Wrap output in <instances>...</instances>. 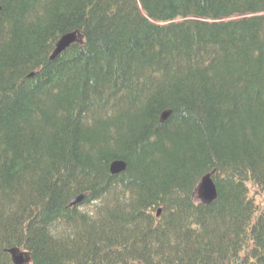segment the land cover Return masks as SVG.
Listing matches in <instances>:
<instances>
[{
  "label": "trees",
  "instance_id": "obj_1",
  "mask_svg": "<svg viewBox=\"0 0 264 264\" xmlns=\"http://www.w3.org/2000/svg\"><path fill=\"white\" fill-rule=\"evenodd\" d=\"M140 3L0 0V264H264V0Z\"/></svg>",
  "mask_w": 264,
  "mask_h": 264
},
{
  "label": "water",
  "instance_id": "obj_2",
  "mask_svg": "<svg viewBox=\"0 0 264 264\" xmlns=\"http://www.w3.org/2000/svg\"><path fill=\"white\" fill-rule=\"evenodd\" d=\"M81 37L76 32L64 34L56 43L51 58L58 56L61 52L67 49L72 43L80 41ZM170 114V110L163 113L162 119L164 120ZM127 163L123 160H115L111 163V171L118 173L126 169ZM214 181L211 178V173L205 174L198 186L199 197L204 202H211L217 197V190ZM83 195H78L73 199V203H77L82 199ZM12 259L16 264H24L30 260V254L26 251H21L18 247L9 249Z\"/></svg>",
  "mask_w": 264,
  "mask_h": 264
},
{
  "label": "rangeland",
  "instance_id": "obj_3",
  "mask_svg": "<svg viewBox=\"0 0 264 264\" xmlns=\"http://www.w3.org/2000/svg\"><path fill=\"white\" fill-rule=\"evenodd\" d=\"M236 16H238V17H239V16H241V15H236ZM234 17H235V16H233V18H234ZM206 20H210V22L212 21L211 19H206ZM220 20H222V19H220ZM258 196H259V197H263V196H262V195H260V194H259ZM259 200H262V198H259Z\"/></svg>",
  "mask_w": 264,
  "mask_h": 264
}]
</instances>
